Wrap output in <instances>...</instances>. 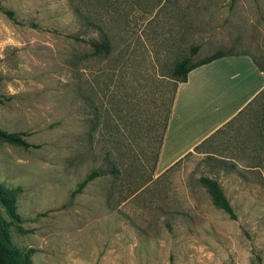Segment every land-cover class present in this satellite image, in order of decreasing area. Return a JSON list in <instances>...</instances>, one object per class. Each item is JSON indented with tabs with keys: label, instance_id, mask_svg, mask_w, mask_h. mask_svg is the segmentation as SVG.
<instances>
[{
	"label": "rangeland",
	"instance_id": "obj_1",
	"mask_svg": "<svg viewBox=\"0 0 264 264\" xmlns=\"http://www.w3.org/2000/svg\"><path fill=\"white\" fill-rule=\"evenodd\" d=\"M103 34L111 51L94 54L89 41ZM193 46L194 62L224 51L264 65V0H0V127L33 144L0 140V182L20 188L24 231L8 232L34 263L264 264V161L207 155L157 175L171 71ZM111 165L118 175L70 200ZM202 175L218 180L235 219Z\"/></svg>",
	"mask_w": 264,
	"mask_h": 264
},
{
	"label": "crops",
	"instance_id": "obj_2",
	"mask_svg": "<svg viewBox=\"0 0 264 264\" xmlns=\"http://www.w3.org/2000/svg\"><path fill=\"white\" fill-rule=\"evenodd\" d=\"M264 72L248 54L219 57L199 65L177 85L157 161V175L185 161L248 155L264 161V127L258 93ZM165 157V165L158 163Z\"/></svg>",
	"mask_w": 264,
	"mask_h": 264
},
{
	"label": "trees",
	"instance_id": "obj_3",
	"mask_svg": "<svg viewBox=\"0 0 264 264\" xmlns=\"http://www.w3.org/2000/svg\"><path fill=\"white\" fill-rule=\"evenodd\" d=\"M4 13L11 19H14V14L11 10H4ZM78 15L85 20H88L89 17L87 15H83L80 12ZM69 37H73L75 39H82L79 37H75L69 35ZM92 51L94 54H103L107 55L111 51L110 40L108 39L106 34H103L101 40H90L89 41ZM197 46H193L190 50V54L182 57L174 63V66L171 71V78L174 80V90L171 96L170 101V111L168 117L165 119V125L163 130V137L167 127V123L170 117L173 100L176 94L177 85L180 82H185L187 79V74L193 68L211 62L219 57L228 56V55H241L248 53H227L224 51H216L210 55L205 56L204 58L198 61H192V55L196 53ZM249 55V54H248ZM253 62L257 65V67L264 72V65L253 55H250ZM264 93V89L260 91L257 95L259 97L260 94ZM261 123L264 127V118L261 117ZM0 140L21 146L24 148H28L33 146V144L29 143L23 136V133L20 132H9L0 127ZM163 140V138H162ZM162 141L159 144V152L161 148ZM159 154V153H158ZM215 162L217 164H223L224 162L217 158H212L207 156L202 162ZM231 167H234V164H230ZM120 170L116 168V166L111 165L107 168H95L92 169L89 173H87L84 178L76 185V187L70 193V200H72L77 194L81 193L83 188L93 179L106 176L108 174L118 175ZM198 181L204 186L209 193L212 203L219 209H221L224 213H226L229 218L235 219L237 217L236 212L230 203L228 197L224 193L220 183L216 178L202 175L198 178ZM20 188L18 187H7L2 182H0V207L3 208L4 213L8 217L9 221H6L5 218L0 213V264H36L32 261L31 256L35 252L34 248H19L16 246L12 240L10 239L8 226L9 224H15L18 231H24L22 226H20L21 218L19 213L16 210V197L19 193ZM260 261V260H259Z\"/></svg>",
	"mask_w": 264,
	"mask_h": 264
}]
</instances>
